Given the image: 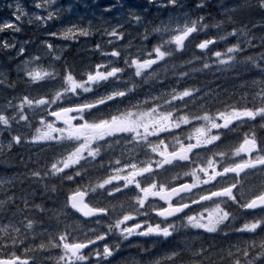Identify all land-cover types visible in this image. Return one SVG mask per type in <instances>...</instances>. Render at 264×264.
I'll return each mask as SVG.
<instances>
[{
  "label": "snow or ice",
  "instance_id": "6c2138e0",
  "mask_svg": "<svg viewBox=\"0 0 264 264\" xmlns=\"http://www.w3.org/2000/svg\"><path fill=\"white\" fill-rule=\"evenodd\" d=\"M14 19L0 30L12 29ZM175 31L181 49L193 29ZM198 47L209 52L205 63L203 53L166 63L170 83L131 108L111 107L113 97L67 99L111 75L107 65L83 79L67 74L52 89L45 82L54 73L39 57L18 63L16 77L0 69V168L27 150L23 172H0V264H101L112 254L111 232L168 236L178 231L173 217L207 233L229 225L225 235L238 244L264 248V79L237 82L215 39ZM165 60L157 47L133 63L138 74L159 79L151 66ZM21 74L30 87L4 83ZM101 105L107 111L94 115ZM153 201L162 205L154 214L163 225L124 212Z\"/></svg>",
  "mask_w": 264,
  "mask_h": 264
},
{
  "label": "clouds",
  "instance_id": "9594fccd",
  "mask_svg": "<svg viewBox=\"0 0 264 264\" xmlns=\"http://www.w3.org/2000/svg\"><path fill=\"white\" fill-rule=\"evenodd\" d=\"M0 15V22L15 18L12 29L0 30V69L13 77L18 63L36 57L54 73L45 82L49 89L59 88L67 74L83 79L95 65H107L111 75L90 90L68 96L69 100L97 103L113 97L109 101L113 108L143 104L160 95L173 79L171 72L163 75L166 63L179 65L200 53L199 62L207 61L208 50L198 47L205 38L209 44L215 39L221 45L220 51L231 62L229 75L237 82L264 79V0H0ZM165 26L168 32L163 31ZM177 28L193 29L181 49L172 42ZM69 29L73 37L63 38ZM113 43L114 54L106 55L105 49ZM157 47H164L167 53V60L151 66L161 77L151 78V72L138 74L133 61L142 62ZM4 83L10 88L31 86L23 74ZM101 109L94 115L107 111L103 105ZM21 150L27 155V150ZM26 160L21 154L13 167L0 168V172H23ZM16 187L22 190L20 184ZM129 200L135 201L136 196ZM161 206L159 201L148 202L142 209L129 204L124 212L140 216L145 224L163 225L164 219L154 214ZM171 222L178 225V231L168 236L111 232L112 254L101 264H264V248L238 244L225 235L229 225L207 233L184 227L179 217Z\"/></svg>",
  "mask_w": 264,
  "mask_h": 264
},
{
  "label": "rangeland",
  "instance_id": "374dc122",
  "mask_svg": "<svg viewBox=\"0 0 264 264\" xmlns=\"http://www.w3.org/2000/svg\"><path fill=\"white\" fill-rule=\"evenodd\" d=\"M3 17H2V15H0V19H2ZM11 19H14V17H12ZM0 35H2V34H0Z\"/></svg>",
  "mask_w": 264,
  "mask_h": 264
}]
</instances>
